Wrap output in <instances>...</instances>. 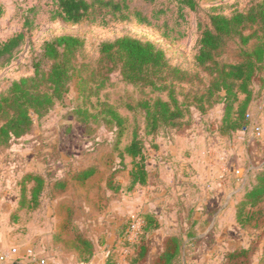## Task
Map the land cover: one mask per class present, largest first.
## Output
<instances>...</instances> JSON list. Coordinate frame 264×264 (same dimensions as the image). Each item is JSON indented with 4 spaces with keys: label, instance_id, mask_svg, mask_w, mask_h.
Returning a JSON list of instances; mask_svg holds the SVG:
<instances>
[{
    "label": "rangeland",
    "instance_id": "rangeland-1",
    "mask_svg": "<svg viewBox=\"0 0 264 264\" xmlns=\"http://www.w3.org/2000/svg\"><path fill=\"white\" fill-rule=\"evenodd\" d=\"M194 1L196 7L193 9L180 0H129L130 16L127 19L108 14L71 24L53 17L56 9L53 0H0V43L15 34L25 33L11 60L5 61L6 56L0 58V93L8 90L14 80L33 75L34 62L42 53L44 44L63 35L84 40L79 61L85 65L82 75L88 76L81 85L78 79H73L64 99L58 101L49 113L41 117L31 113V131L8 147L0 148V198L5 201L6 211L0 214V243L8 247L3 251H19L30 244L35 246L36 252L28 254L25 264H33L30 258H45L56 264L53 257L58 249L48 242L47 237L57 223L54 214L59 202L69 205L78 229L81 228L86 237L96 239L101 258L108 256L110 250L109 256L117 264H130L143 245L149 249V258L155 256L171 233L196 237L197 233L188 232L196 219L197 224L204 227L199 230L201 238H213L209 228L213 221L211 211L201 216L195 215L194 210L218 209L217 198H213V194L209 196V185H205L199 195L193 192L194 186L188 192L184 189L187 172L182 168V156L186 148L181 144L187 138L186 129L181 130V139H177L178 130L171 126L161 127L156 134H146L145 104H153L157 99L169 100L170 91L174 90L185 112L180 123L192 122V126L212 132V122L218 120L222 110L213 108L202 114L194 101L195 94L202 93L205 88L197 78L201 68L195 65L199 39L202 32L210 28L213 15L232 16L262 0ZM121 36L154 42L165 51L170 66L188 71L191 82L175 78L177 75L173 76L168 69L164 73L167 82L163 81L167 87L154 89L151 85L127 82L117 69L108 71L107 65L100 61V44ZM240 48L238 38L229 40L221 61H239ZM92 71L94 74L90 76ZM104 75L108 78L105 79ZM253 90L255 99L250 117L264 113V81H255ZM78 108L87 110V122H82L84 114L75 113ZM116 116L123 120L122 126L117 124ZM257 127L263 129L262 123L255 125L253 137L245 134V143L248 146L250 142L254 143L252 148L246 146L248 154L256 148H264V135H261V129L260 134H256ZM119 131H122L121 135ZM135 133L144 148L149 180L145 186L129 190V171L133 162L128 156L122 157L121 153ZM203 136L202 139L206 133ZM176 143L181 146V152ZM235 155L236 161L242 158L238 152ZM262 159L257 170L264 164V157ZM87 167L95 168V174L84 182L70 180L69 190L58 200L53 201L47 192L41 210L28 209L20 214L14 210L20 197L18 181L27 171L41 173L51 182L61 177L71 179L73 173ZM245 172L237 174L240 179L233 184L237 203L245 188L255 181L256 171L250 177ZM250 213H253L251 226L240 229L236 239L242 238L247 243L252 241V244L249 249L239 248L237 251L243 249L241 257L230 264H250L255 255L259 256V264L264 261V201L250 209ZM146 215L154 216L156 230L147 231L146 227L153 223L144 222ZM138 219L143 221L140 226H137ZM132 229L137 234L135 238ZM71 238L65 239L72 241ZM256 241L259 242L255 244ZM195 251L194 247L184 249L188 256ZM64 254L62 258L67 259L74 253L64 247ZM147 260L139 264H149ZM193 263L194 260H189L188 264Z\"/></svg>",
    "mask_w": 264,
    "mask_h": 264
},
{
    "label": "trees",
    "instance_id": "trees-1",
    "mask_svg": "<svg viewBox=\"0 0 264 264\" xmlns=\"http://www.w3.org/2000/svg\"><path fill=\"white\" fill-rule=\"evenodd\" d=\"M56 9L54 18L77 24L97 16L111 14L127 19L130 16L129 0H53ZM189 7L195 8L194 0H180ZM0 7V12H1ZM249 30L250 33H245ZM25 33L21 32L0 43V58L10 61L15 50L22 44ZM238 38L241 44L237 62H224L220 57L227 42ZM199 48L195 56V65L201 70L197 78L204 85L202 93H196L194 101L202 114L223 105L219 120L212 122V132L223 136H232L238 130L247 129L250 123V111L255 99L253 84L257 80L264 81V0L252 5L244 11H236L232 16L215 14L210 28H206L199 39ZM84 40L77 36L63 35L46 42L42 53L34 62V74L14 80L8 90L0 93V148L8 147L15 139L27 135L33 126L31 113L40 117L49 113L58 101L64 99L70 82L78 79L79 84L87 81L82 75L84 63L79 61V53ZM100 61L107 65V70L117 69L129 83L151 85L154 89H165L167 80L165 72H169L182 80L188 79L187 70L170 66L169 59L163 49L154 42L132 36H121L114 40L103 41L99 47ZM94 74L91 72L90 76ZM178 75H181L178 77ZM105 79L108 78L104 75ZM174 78V77H173ZM167 82V81H166ZM160 83V85H158ZM240 95L243 96L241 99ZM146 134H156L161 127H175L176 130L192 126V122L180 123L184 110L174 90L170 91L169 100L157 99L153 104H146ZM75 113L84 114L82 122L89 120L86 109H76ZM117 117V124L122 126L123 120ZM122 131H119V135ZM122 157L132 159L133 166L129 171L128 189L145 186L149 180L144 148L140 137L134 134L131 142L122 151ZM256 171L255 181L245 188L242 199L236 204V219L241 227L251 226L253 213L264 201V164L257 170H250L247 176ZM93 167L76 171L69 179L61 177L49 182L41 173L27 171L18 185L20 197L18 208L36 210L41 207L43 198L48 192L50 198L62 194L68 189L70 180L84 182L95 174ZM249 208V209H248ZM252 212V211H251ZM67 224L75 235L79 252L92 253V243L83 237L75 225L72 212ZM156 219L146 215L144 222L153 223L147 231L156 229ZM148 224V223H147ZM184 238L171 235L165 241L164 250L155 255L152 264H180ZM242 253L241 251H236ZM235 252V253H236ZM149 249L141 247V251L130 264L146 261ZM233 253V254H235ZM83 260H87L88 257ZM107 264H117L109 256Z\"/></svg>",
    "mask_w": 264,
    "mask_h": 264
},
{
    "label": "crops",
    "instance_id": "crops-1",
    "mask_svg": "<svg viewBox=\"0 0 264 264\" xmlns=\"http://www.w3.org/2000/svg\"><path fill=\"white\" fill-rule=\"evenodd\" d=\"M217 108H219V110H222L223 112V105H218L214 109ZM220 117L218 118V120L220 119ZM259 122L262 123L263 127V129H261L260 127L261 135H264V113H258L257 115L253 114L250 119L248 128L244 130H238L234 132L232 136H223L218 132L208 133L206 129H203L202 127L200 128L191 126L189 128H186L185 134L187 138L182 140L181 144L184 148H186L185 153L182 156V159L184 160V165L182 168L183 171L186 170L187 172L184 177V182L186 184L184 189L186 190V192H188V190L191 191V189L189 188H191V186H194L195 189L193 190V192L199 195L200 193H202L199 191L203 190L205 185H209L208 188L210 191H208V194L209 196H212L213 194V198H217L216 200L217 203L220 204V207H218V209L216 210L210 208L203 209V211L199 209L194 210L195 215L200 214L201 216L204 215V213H209V211H211L213 221L209 228H211V231L213 232V238H201L199 230H201L200 228L204 227H202L201 224H197L198 219H196V221H194L192 226H190V228L188 229V232L193 231L197 233L196 237L187 238L188 235L182 236L184 238L186 237V239H184L183 241L180 264H188L189 260H194L193 264H230V262H233V260H237L239 257H241V254L243 252H236L237 250H240L239 248H250L249 246L252 244V241H249V243H247L242 238L236 239V235L240 232L239 230L244 229V227H241L236 219L237 200L234 198V194L237 191H234L233 184L235 181L240 179V177L238 178L237 174H241L243 171H246L245 173L247 174L250 170L256 169L260 164L259 162L263 160L262 158L264 157V148L261 150L256 148V150H253L251 154H248L245 151L246 146L249 148H252L251 146H254V143L250 142L249 146L245 143V134H251V137H253V129L256 124H260ZM203 133H206V136L202 139V137H204ZM182 135V131L178 130L177 139L179 137L181 139ZM178 144L176 143L177 148H179V151L181 152V146ZM237 147L240 148L239 151L236 150ZM237 152L242 157L238 158V161H236L235 155ZM68 190L69 187L64 193L57 194L54 198H52L53 201L58 200L61 196L66 194ZM237 195L239 197V194ZM222 198H225V203H222ZM3 200V198H0V214L6 212L4 204L5 201L3 202ZM45 202L46 199L43 198L41 207L36 209L35 211L41 210L44 207ZM214 202L215 201H213L212 203L214 204ZM63 206H65V208L63 215L61 216L60 214L61 209L63 210ZM14 210H16L18 214H20V212H22L23 210H28V208L19 210L17 199L16 207ZM70 210L71 209L69 208V205H65L64 202L62 205V203L59 202L54 214L57 223H55V226H53L52 231L48 233V242H50L53 247L55 246V248L58 249L55 256L52 255L54 256L53 258L56 264H107L109 253L111 251L109 250L108 256L102 259L101 253H98L97 251L98 243L96 239H90L86 237L83 234L81 228L80 232L82 233L83 237L88 239L92 243V253L83 251L79 252L78 250H75V246L77 245L75 235L71 228L67 224H64L66 221V223L69 222L68 219ZM190 215L191 213L189 214V216ZM171 235L178 234H169V236ZM66 237H72V241H69V239H65ZM256 238H258V236ZM165 241L161 247V250L156 255L160 254L164 250ZM258 242L259 241H256L255 244H257ZM62 245H64L66 249L71 250L74 253L71 255L72 257H68L67 259L62 258L63 256H65L64 247H62ZM34 247V245L29 244L23 249L19 251L17 250L16 253H13L12 249L3 251L8 247H4L0 243V257L2 254L8 253V258L6 260H1L0 258V264H12L13 262H17L18 264H25L26 257H29L28 254H35L36 250ZM189 247H194L196 249V251L192 252L190 256L184 253V249H187ZM70 248H73L74 250ZM201 248L202 250H200ZM16 256H19L20 258ZM149 256L150 255L148 253L147 259L149 258ZM82 257H88V259L83 260ZM154 257L155 256H151L149 260L146 259L147 261H149V264H152ZM31 259L32 258H30L29 260ZM259 261V256L255 255L254 258L250 260V264H259ZM263 263L264 261L262 262V264Z\"/></svg>",
    "mask_w": 264,
    "mask_h": 264
},
{
    "label": "built area",
    "instance_id": "built-area-1",
    "mask_svg": "<svg viewBox=\"0 0 264 264\" xmlns=\"http://www.w3.org/2000/svg\"><path fill=\"white\" fill-rule=\"evenodd\" d=\"M255 131H256V134H260V129L257 127L256 129H255ZM138 224H137V226H140V224L141 223H143V221L142 220H140V219H138ZM130 230V229H129ZM131 232H132V234H133V238H135L136 236H137V234H136V232H134V230L132 229L131 230ZM134 232V233H133ZM132 238V237H131ZM12 252L13 253H16L17 252V249H12ZM1 260H6L7 258H8V253H4V254H2L1 255ZM31 262L33 263V264H51V263H49L45 258H39V259H36V258H32L31 259ZM264 264V263H263Z\"/></svg>",
    "mask_w": 264,
    "mask_h": 264
},
{
    "label": "water",
    "instance_id": "water-1",
    "mask_svg": "<svg viewBox=\"0 0 264 264\" xmlns=\"http://www.w3.org/2000/svg\"><path fill=\"white\" fill-rule=\"evenodd\" d=\"M12 264H18L17 262H13Z\"/></svg>",
    "mask_w": 264,
    "mask_h": 264
}]
</instances>
